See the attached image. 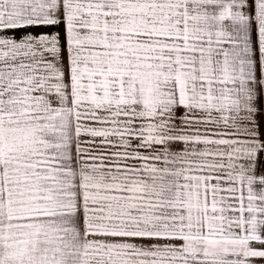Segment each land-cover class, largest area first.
<instances>
[{
  "label": "snow or ice",
  "instance_id": "6c2138e0",
  "mask_svg": "<svg viewBox=\"0 0 264 264\" xmlns=\"http://www.w3.org/2000/svg\"><path fill=\"white\" fill-rule=\"evenodd\" d=\"M0 264H264V0H0Z\"/></svg>",
  "mask_w": 264,
  "mask_h": 264
}]
</instances>
